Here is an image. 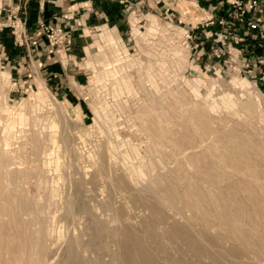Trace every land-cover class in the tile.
<instances>
[{"label":"rangeland","instance_id":"rangeland-1","mask_svg":"<svg viewBox=\"0 0 264 264\" xmlns=\"http://www.w3.org/2000/svg\"><path fill=\"white\" fill-rule=\"evenodd\" d=\"M123 1L90 32L73 101L0 50V264H264V51L248 17L224 0L208 25L205 0Z\"/></svg>","mask_w":264,"mask_h":264},{"label":"crops","instance_id":"crops-1","mask_svg":"<svg viewBox=\"0 0 264 264\" xmlns=\"http://www.w3.org/2000/svg\"><path fill=\"white\" fill-rule=\"evenodd\" d=\"M142 2L138 1L140 4ZM220 2L221 0H205L202 4L207 5L210 10L218 6L219 11H226L224 3ZM125 8L126 3L121 0H0L2 59L6 60L10 73L15 74L19 80L26 77L28 80H31V77L38 79L56 94H61L66 101H73V97L77 98L72 92V82L79 81L84 76L82 71L75 69L74 64L91 46L90 32L95 27L107 25L109 21L117 25L124 15ZM10 11H15L26 19L28 41L25 46H17L13 41L11 29L8 27ZM210 16L213 14L210 13ZM225 18L226 25H229V18ZM257 18L260 23L259 30L248 28V31L242 32L244 36L249 33L247 44L256 58L260 54L257 49L262 48L264 51V0L261 1ZM39 19L69 31L71 42L61 48L50 46L45 33L38 25ZM249 19L243 18L238 22L247 23ZM239 39L244 40L243 37Z\"/></svg>","mask_w":264,"mask_h":264},{"label":"built area","instance_id":"built-area-1","mask_svg":"<svg viewBox=\"0 0 264 264\" xmlns=\"http://www.w3.org/2000/svg\"><path fill=\"white\" fill-rule=\"evenodd\" d=\"M224 1L232 11V13L229 12L227 16H232V14L238 15L240 17L246 16L250 18L248 22L249 29L259 30L260 23L258 22L259 19L257 18V13L261 9L262 0H224ZM212 9L211 12L213 16H209L207 19H205L206 25L212 24L214 22L212 19L214 17L215 12L219 10V7L215 6ZM8 19H9L8 25L10 26L11 32L14 36V43L17 44L18 46L26 45L28 41V34L26 30V19L15 11L10 12ZM218 23L221 24V26L223 27L226 25L227 21L225 20V18H221L218 21ZM38 25L40 29L45 33L50 46L62 47L71 42L72 39L71 33L65 30L63 27L57 25H49L43 19L38 20ZM208 35H211V33H209Z\"/></svg>","mask_w":264,"mask_h":264},{"label":"bare ground","instance_id":"bare-ground-1","mask_svg":"<svg viewBox=\"0 0 264 264\" xmlns=\"http://www.w3.org/2000/svg\"><path fill=\"white\" fill-rule=\"evenodd\" d=\"M7 76H9L8 74H6ZM22 119H23V117H22ZM51 139V138H50ZM125 159V158H124ZM125 164V163H124ZM142 167V166H141ZM143 169V168H142ZM12 172V171H11ZM8 174H6L7 175V178H6V176H4L5 177V182L7 183V184H10V178H8L9 176H11V174L9 173V172H7ZM131 173V172H130ZM33 172H32V176H33ZM37 175H38V173H37ZM135 175L137 176V177H141V175H142V172H141V170H140V172L138 171V172H136L135 173ZM143 176V175H142ZM141 178H139V180H140ZM135 180H136V178H135ZM142 181V180H141ZM138 182V180H136V183ZM153 183L155 184V185H157V180H155V181H153ZM163 183V182H162ZM164 184V183H163ZM154 185V186H155ZM138 187V186H137ZM11 188V187H10ZM241 188V187H240ZM13 190V189H12ZM57 190V189H56ZM12 193V192H11ZM10 200H13L12 198L11 199H9V201ZM27 206H29V204H26ZM67 207H69V206H67ZM70 208V207H69ZM71 211V210H70ZM4 212V210H2L1 209V206H0V214H2ZM20 212V211H19ZM13 214V213H12ZM14 215V214H13ZM217 217H219V216H217ZM235 218V217H234ZM236 219V218H235ZM221 220V219H220ZM4 222H2L1 220H0V247H4V249L7 247V245H6V243H5V240H6V238H5V236H6V234H7V232H6V228H4ZM10 224V223H9ZM244 227V226H243ZM249 228V227H248ZM243 229H245V228H243ZM9 234H11V232L9 233ZM28 234V233H27ZM41 234V233H40ZM31 237V236H30ZM19 238H20V236H19ZM27 240L24 242V245H23V243H22V245H20V247L22 248V249H24V250H26L27 249V243L29 244V248H28V250L30 251V254H31V251L32 250H36V251H38V252H42V249H41V245H40V242H39V244H31V242H32V238H26ZM69 240V239H68ZM247 241V240H246ZM22 241H20V243H21ZM69 242V241H68ZM76 242V241H75ZM17 244V243H16ZM77 244V243H76ZM24 246V247H23ZM35 251V252H36ZM34 252V253H35ZM70 252V251H69ZM3 253H5L4 251H3ZM6 254V253H5ZM33 254V253H32ZM31 254V255H32ZM7 255V254H6ZM12 255V254H11ZM58 255V254H57ZM13 256V255H12ZM74 257H75V255H74ZM74 257H72V258H74ZM77 257V256H76ZM75 257V259L77 260V258ZM49 258V257H48ZM47 258V259H48ZM79 258V257H78ZM15 259H17V258H15ZM43 259H44V257H43ZM74 259V260H75ZM115 259V258H114ZM5 260V259H4ZM45 260V259H44ZM52 260H54V258L52 259ZM59 260V259H58ZM57 260V261H58ZM61 260V259H60ZM2 261H3V259H2ZM55 261V260H54ZM81 261V260H80ZM83 261V260H82ZM113 261V260H112ZM115 261V260H114ZM46 262V261H45ZM49 262V261H48ZM47 262V263H48ZM73 262V261H72ZM71 262V263H72ZM89 262V263H88ZM117 262V261H116ZM116 262H115V264H116ZM120 262V261H119ZM32 263V262H31ZM55 264H56V261L54 262ZM74 263L76 264L77 262H75L74 261ZM84 263V262H83ZM91 263V260L89 261H87L86 262V264H90ZM97 263V262H96ZM35 264V263H34ZM36 264H42V259H38L37 260V262H36ZM65 264V263H64ZM91 264H93V263H91Z\"/></svg>","mask_w":264,"mask_h":264}]
</instances>
